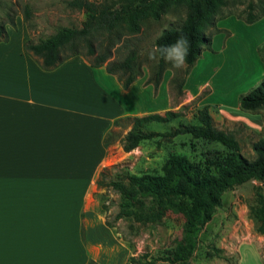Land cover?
<instances>
[{"label":"crops","instance_id":"obj_1","mask_svg":"<svg viewBox=\"0 0 264 264\" xmlns=\"http://www.w3.org/2000/svg\"><path fill=\"white\" fill-rule=\"evenodd\" d=\"M220 18L208 32L211 49L216 37L224 47L234 36ZM27 37L21 24L0 41V264H127L129 255L100 208L96 180L115 161L102 141L126 117L171 110L167 83L173 78L154 84L139 74L122 87L115 74L81 55L43 69L23 50ZM209 51L202 47L184 71ZM182 81L174 86L180 91L183 85L186 98L211 87L208 79L197 80L193 89L188 77ZM133 87L150 96V106L133 107ZM237 100L228 106L241 111ZM250 253L253 259L243 253L238 264H261L258 252Z\"/></svg>","mask_w":264,"mask_h":264},{"label":"rangeland","instance_id":"obj_2","mask_svg":"<svg viewBox=\"0 0 264 264\" xmlns=\"http://www.w3.org/2000/svg\"><path fill=\"white\" fill-rule=\"evenodd\" d=\"M23 6L30 11V29L22 19ZM248 12L256 15L253 21L235 19L246 17ZM183 16L182 10H168L157 21L142 23L138 33L124 36L110 48V56L100 66L105 67L109 61H120L129 49H135L138 53L133 65L135 76L142 74L150 80L155 74L157 62L147 56L148 50L153 47V40L162 29L178 26ZM218 17L234 36L226 38L224 47L216 37L211 49L208 32L216 29ZM9 18L13 19V26L5 22ZM83 18L82 12L68 8L64 0H0V23L5 22L6 33L22 24L27 38L33 42L43 40L60 26H79ZM203 33L209 37L210 51L202 54L197 65L184 71L165 62L163 68L168 71L159 75L160 80L164 78L165 84L168 77L173 78L171 83H167V101L169 108L179 115L165 123H148L142 130L165 131L178 123H193L196 110L205 103L214 126L230 133L238 142L239 152L252 159L251 144L264 133V106L256 112H241L228 105L235 103L240 93L244 94L264 79V0H226ZM227 35L224 33V36ZM186 77L190 89L199 79H208L211 87L205 85L198 95L186 98L183 85L181 92L174 86L179 79L183 80L182 83L186 82ZM130 98L133 107L147 108L152 103L150 96L140 94L135 87L130 91ZM118 125L109 136L107 147L108 154L115 161L101 169L105 176L99 175L96 185L100 190V208L105 221L111 223L123 243L124 254L129 255L127 264L130 256L141 261L150 260L152 264H170L173 252L185 257L191 264H226L222 256L229 257L231 261L237 258L238 263L239 255L243 256V253L251 260V250L258 252L260 260L264 258V182L249 178L222 191L219 204L211 212L209 220L203 224L194 222L190 229L186 227L184 215L189 203L172 199L171 205H166L159 217H153L147 199L142 205L134 201L138 193L132 186L124 184V190L131 198L127 201L107 183L108 180L121 178L119 175L123 173L134 176L160 174L169 154H180L192 162H201L205 157L215 159L229 149L219 143L177 135L170 139H144L124 152L118 138L130 127L131 120L124 119Z\"/></svg>","mask_w":264,"mask_h":264},{"label":"trees","instance_id":"obj_3","mask_svg":"<svg viewBox=\"0 0 264 264\" xmlns=\"http://www.w3.org/2000/svg\"><path fill=\"white\" fill-rule=\"evenodd\" d=\"M64 3L68 8L83 13L84 18L79 26H60L43 40L33 42L27 38L23 43V50L43 69H51L74 55H81L90 65L99 66L110 56V48L124 36L138 33L142 23L147 20L157 21L168 10H182L184 16L178 26L162 29L152 46L174 43L180 34L188 36L190 53L186 66L189 67L198 58L201 48L209 45V37L204 35L203 30L212 22L213 15L226 4V0H64ZM21 13L30 29L28 7L23 6ZM255 18L256 15L248 12L245 20L251 22ZM5 22L14 25L12 18ZM5 22L0 23V41L7 40ZM137 56V50L129 49L120 61L106 62L105 70L116 74L122 87H126L136 75L133 65ZM163 66L164 60L156 62L154 84L157 83ZM263 106L264 79L237 100V107L246 112H256ZM178 115L177 111L166 110L161 114L126 117L125 119L131 120V125L119 139L122 151H130L144 139H170L177 135L219 143L230 151L215 159L205 157L201 162H192L180 154H169L161 166L160 174L143 173L134 176L123 173L119 175L121 178L108 180L107 183L116 188L127 201H131V198L124 190V184L132 186L138 193L134 201L142 205L147 199L148 209L153 217H159L166 205H171L172 199L189 203V209L184 211V215L186 227L190 229L194 222L203 224L209 220L211 212L219 204L222 191L249 178L264 182V133L252 142L254 156L247 159L239 152L237 140L230 133L214 126L207 105L196 110L193 123H178L165 131L142 130L148 123H165ZM115 124L117 120L113 121V125ZM108 138V134L103 137L105 147ZM104 174L103 170L99 172L101 177ZM259 218L262 219L261 216ZM105 224L112 226L108 221ZM222 259L226 264H238L237 258L231 261L229 257L222 256ZM128 261L129 264H152L150 260L141 261L133 256ZM169 263L191 264L177 252H173ZM86 264L95 263L89 260ZM261 264H264V258L261 259Z\"/></svg>","mask_w":264,"mask_h":264},{"label":"clouds","instance_id":"obj_4","mask_svg":"<svg viewBox=\"0 0 264 264\" xmlns=\"http://www.w3.org/2000/svg\"><path fill=\"white\" fill-rule=\"evenodd\" d=\"M190 53V41L188 36L180 34L174 43L155 45L148 50L149 60H164L174 68L180 69L186 66V60Z\"/></svg>","mask_w":264,"mask_h":264}]
</instances>
